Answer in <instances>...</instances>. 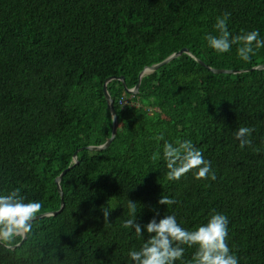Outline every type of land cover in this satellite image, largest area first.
<instances>
[{
	"label": "trees",
	"instance_id": "16d2710c",
	"mask_svg": "<svg viewBox=\"0 0 264 264\" xmlns=\"http://www.w3.org/2000/svg\"><path fill=\"white\" fill-rule=\"evenodd\" d=\"M225 12L232 36L258 30L264 39V0H0V195L20 188L25 202L42 204L37 215L57 212L55 181L70 168L63 210L32 222L15 250L0 244V264H134L128 252L153 217L173 214L195 230L214 212L229 220L239 264H264V70L215 74L184 54L145 75L138 94L113 80L117 135L106 150L87 149L112 136L111 77L133 89L146 67L184 48L214 69L263 65L264 48L245 62L238 45L208 46ZM241 126L256 129L251 147L235 139ZM177 139L192 141L216 180L196 179V169L167 180L163 144ZM162 195L177 203L159 204ZM128 200L143 237L122 227ZM102 206L112 208L108 223ZM184 247L188 261L196 248Z\"/></svg>",
	"mask_w": 264,
	"mask_h": 264
},
{
	"label": "clouds",
	"instance_id": "9594fccd",
	"mask_svg": "<svg viewBox=\"0 0 264 264\" xmlns=\"http://www.w3.org/2000/svg\"><path fill=\"white\" fill-rule=\"evenodd\" d=\"M231 13L225 12L217 17L215 29L219 35H207L208 46L218 53H227L232 46L238 45L237 54L245 62L250 61L257 49L264 48V39L260 38L259 31H242V34L232 36L228 31L227 22ZM138 94V93H137ZM254 127L241 126L234 136L239 141V147L252 146ZM157 140H164L161 133ZM163 159L166 162V178L169 181H178L196 169V179L216 180L210 162L203 158L202 152L195 147L191 140L177 139L175 142L164 141ZM20 188H15L5 195H0V244L11 250L16 237L24 238L32 231V222L42 209V204L36 201L25 202ZM162 205H173L175 198L161 196L158 201ZM129 219L122 227L133 228L137 237H143L141 224L137 223V203L127 202ZM112 208L101 207L105 223H108ZM227 216L213 213L207 223L198 226L195 230H188L180 226L176 216L165 215L157 222L153 217L143 228L149 234L139 250H130L128 256L134 264H239L238 257L227 243L228 237ZM195 247L192 258L184 261L185 247Z\"/></svg>",
	"mask_w": 264,
	"mask_h": 264
},
{
	"label": "water",
	"instance_id": "95a60500",
	"mask_svg": "<svg viewBox=\"0 0 264 264\" xmlns=\"http://www.w3.org/2000/svg\"><path fill=\"white\" fill-rule=\"evenodd\" d=\"M184 54H187V55L195 58L200 65L208 68L211 72H213L215 74H237V73H244V72L254 71V70H264V64L263 65H260V66H257V67H254L252 69H247V70L214 69V68H211L208 65H206L202 60L196 58L189 49L184 48V49L180 50L179 52L174 53L173 55H171L170 57H168L167 59H165L161 63L156 64V65H153L151 67H146L140 73V75H139V82H138V84L133 89H129L127 87L126 81H125V77H123V76L122 77H119V78H117V77H111V78L107 79L106 82H105V85H104V94H105V98H106V100L108 102V105H109V108H110V111H111V114H112V118H113V132H112V136L103 145H101V146H89V147H87V149L92 150V151H102V150H106L111 145V143L115 139V137L117 135V132H118V117H117V112H116V109H115V106H114V100L112 99V97H111V95H110V93L108 91V88H107L108 83H110L113 80H119V81L122 82V84L124 86V89H125V91L127 93H131V94H134L135 95V94H137L139 92L140 85H141V82H142V78L145 75H149V74L154 73L155 71H157L158 69H160L162 66L170 63L174 59H176L178 57H181ZM82 149H84V148H81L80 150H77L74 153L73 160H74L75 165L79 163L78 162L77 154ZM69 169L70 168H68L67 170L63 171V173L55 181L56 182V185H57V188H58V191H59V194H60L61 199H62L60 210L57 211V212L50 213V214L37 215L36 218L34 219V221H36L38 219H41V218H43L45 216L57 215L59 212H61L63 210V208H64L63 195L64 194H63V191H62V188H61V181H62L63 177L65 176V174L68 172ZM26 238H27V235L24 238H22V241L17 246L12 247V249L15 250L17 247H19L26 240Z\"/></svg>",
	"mask_w": 264,
	"mask_h": 264
},
{
	"label": "bare ground",
	"instance_id": "6f19581e",
	"mask_svg": "<svg viewBox=\"0 0 264 264\" xmlns=\"http://www.w3.org/2000/svg\"><path fill=\"white\" fill-rule=\"evenodd\" d=\"M38 196V195H37Z\"/></svg>",
	"mask_w": 264,
	"mask_h": 264
}]
</instances>
